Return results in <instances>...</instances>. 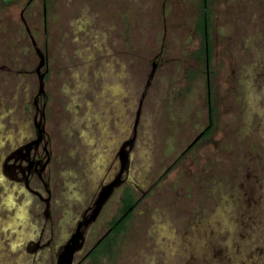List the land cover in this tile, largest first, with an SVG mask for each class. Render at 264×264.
Here are the masks:
<instances>
[{
  "label": "rangeland",
  "instance_id": "374dc122",
  "mask_svg": "<svg viewBox=\"0 0 264 264\" xmlns=\"http://www.w3.org/2000/svg\"><path fill=\"white\" fill-rule=\"evenodd\" d=\"M4 1L0 162L34 135L35 48L59 202L83 204L131 142L137 205L114 245L78 264H264V0ZM33 212L0 166V264L53 263L33 252Z\"/></svg>",
  "mask_w": 264,
  "mask_h": 264
},
{
  "label": "flooded vegetation",
  "instance_id": "af4514ba",
  "mask_svg": "<svg viewBox=\"0 0 264 264\" xmlns=\"http://www.w3.org/2000/svg\"><path fill=\"white\" fill-rule=\"evenodd\" d=\"M42 72L45 77V71L42 70ZM43 97L44 95L39 98L35 96L33 99L36 111L33 118V137L11 149L1 159V172L7 177L8 182L16 186L18 195L29 198V204L34 208L31 223L38 229V234L33 252L36 255L41 253L42 256L52 255V264H78L91 256H96L99 251L106 252L111 245H114L120 222L132 213L137 205V201L129 190L131 185L133 186L132 180L127 176L131 142H126L128 148H125L126 143H124L114 153L107 172L97 181L91 192L84 193L88 198L83 201V204L70 200L67 203L59 202L62 199L61 195L66 194L57 191L60 185L56 184L55 179L52 178L51 165L54 160L44 129ZM40 104L41 107H39ZM204 132L201 133L200 139L204 136ZM121 188H124L123 191L118 193ZM125 189L129 190L128 194ZM117 195H120L121 199L118 198L119 205L107 223L108 229L92 247L87 248L86 242L91 230L105 209L114 206L113 199ZM125 195H131V206L124 212ZM56 215H60V219ZM56 224H59V228ZM57 232L58 237L55 235ZM55 238L58 240L55 241ZM53 242L56 245H53Z\"/></svg>",
  "mask_w": 264,
  "mask_h": 264
},
{
  "label": "trees",
  "instance_id": "16d2710c",
  "mask_svg": "<svg viewBox=\"0 0 264 264\" xmlns=\"http://www.w3.org/2000/svg\"><path fill=\"white\" fill-rule=\"evenodd\" d=\"M4 2H11V0H5ZM204 4H205V1H204ZM203 5H202V17H201V20L199 21V23H198V29H199V31L203 34V39H204V43H205V49H206V56H207V54H208V49H207V47H206V45H207V34H206V29H205V27H206V25H207V15L206 14H204L203 13ZM206 18V19H205ZM204 21H206V25L204 24ZM205 32V33H204ZM209 132V128H207L206 130H205V132H204V136L207 134ZM129 193V190L127 189L126 190V194H128ZM130 197H131V195H125V198H124V200H123V211L125 212V211H127L128 209H129V207L131 206L130 205V202H131V200H130ZM130 214L131 213H129L128 215H127V217L125 218V219H123V221H121L120 222V226H119V229L122 227V225H123V222L130 216Z\"/></svg>",
  "mask_w": 264,
  "mask_h": 264
},
{
  "label": "water",
  "instance_id": "95a60500",
  "mask_svg": "<svg viewBox=\"0 0 264 264\" xmlns=\"http://www.w3.org/2000/svg\"><path fill=\"white\" fill-rule=\"evenodd\" d=\"M205 1V0H204ZM27 31H28V29H27ZM29 32V31H28ZM30 35V34H29ZM30 38H31V40H32V43H33V46H35V42H34V40L32 39V37H31V35H30ZM35 53H36V55H37V57H38V65H37V67H36V69H35V72H36V75H37V78H38V84H39V86H38V92H37V94H36V98H39V97H41L42 95H44V73L42 72V70H43V68H44V66H45V60H46V57H45V55H44V53L41 51V50H39V49H37V48H35ZM201 135L202 134H200L195 140H194V142L195 141H197L200 137H201ZM193 142V143H194Z\"/></svg>",
  "mask_w": 264,
  "mask_h": 264
}]
</instances>
